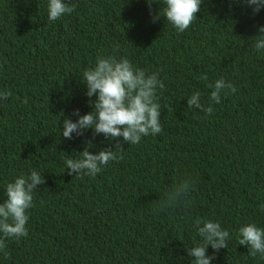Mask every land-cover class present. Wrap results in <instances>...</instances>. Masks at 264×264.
<instances>
[{
	"label": "trees",
	"instance_id": "obj_1",
	"mask_svg": "<svg viewBox=\"0 0 264 264\" xmlns=\"http://www.w3.org/2000/svg\"><path fill=\"white\" fill-rule=\"evenodd\" d=\"M67 2L75 11L49 21V0H0V91L12 93L0 99V203L16 178L33 169L45 178L27 213L28 235L5 240L0 264H192L186 249L202 243L197 219L230 233L212 264H264L238 244L241 226L264 228V49L251 38L264 8L202 0L179 32L162 17L164 0L151 9L148 0ZM101 56L158 73L162 131L137 144L118 138L123 159L76 177L66 159L79 158L89 141L92 154L117 142L92 129L62 135L65 117L75 122L74 110H93L82 79ZM221 78L236 91L225 89L216 104L207 85ZM197 91L211 115L187 107ZM184 180L188 197L163 204Z\"/></svg>",
	"mask_w": 264,
	"mask_h": 264
},
{
	"label": "clouds",
	"instance_id": "obj_2",
	"mask_svg": "<svg viewBox=\"0 0 264 264\" xmlns=\"http://www.w3.org/2000/svg\"><path fill=\"white\" fill-rule=\"evenodd\" d=\"M252 7L253 13L264 8V0H245ZM154 0H148L149 8ZM165 7L162 9V17L179 31L183 32L197 18L200 12L202 0H164ZM77 5L67 0H49L48 19L56 21L65 14L75 11ZM161 15H153V20L159 19ZM259 35L251 37L254 39L253 47L257 50L264 49V26L259 27ZM201 80L207 81L206 74L200 76ZM82 81L86 85V95L95 96V101L90 100L93 110L81 115L79 109L73 111L77 119L75 122L70 117L63 120L62 135L66 139H72L83 135L87 129H92L94 135L102 134L112 141L114 145L99 150L96 154L88 151L87 147L80 153L79 158H68L65 161L69 175L80 177L87 175L95 177L109 162L123 159V142L128 145L137 144L142 136L155 135L162 131L160 114L161 106L157 102V89L165 87L164 82L158 79V73L146 74L143 69L135 68L127 58L117 59L114 56H101L97 58L93 67L87 68L83 73ZM212 89L210 101L219 104L221 93L225 89L235 93L236 88L231 82L217 79L209 83ZM12 93L0 91V99L7 100ZM200 92H194L187 100V107L197 108L206 115L214 112L213 107H205L200 101ZM227 95V92H225ZM27 103V99L24 100ZM45 184V178L35 169L30 175L20 176L14 182L6 186L7 198L0 203V251L5 256L9 253L5 250L7 238L26 237L28 230L26 224L29 220L28 210L33 207V194L38 185ZM191 191V184L184 180L175 185L172 190L165 194L163 204L171 206L176 202L186 199ZM264 211V204L260 205ZM197 231L202 238V243L186 249L192 264H212L215 252L228 247L230 233L224 229L218 221L200 220L196 221ZM202 225V226H201ZM238 244L247 246L248 254L256 256L257 253L264 257V228L255 223L241 226L239 229ZM214 250L213 255L207 254L208 246Z\"/></svg>",
	"mask_w": 264,
	"mask_h": 264
}]
</instances>
